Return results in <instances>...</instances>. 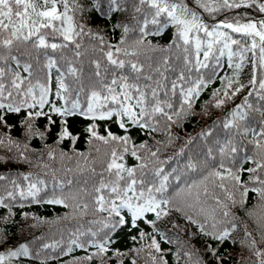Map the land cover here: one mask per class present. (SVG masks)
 <instances>
[{
    "label": "trees",
    "instance_id": "16d2710c",
    "mask_svg": "<svg viewBox=\"0 0 264 264\" xmlns=\"http://www.w3.org/2000/svg\"><path fill=\"white\" fill-rule=\"evenodd\" d=\"M79 2L85 6V10L77 12L76 20L85 26L86 32L90 30L93 34L98 33L107 44L118 45L124 38L123 30L118 25L127 24L132 29L127 34V43L131 44L141 38L139 26L133 20L134 16L137 19L143 17V13L134 11L137 0H117L119 10H113L111 0ZM96 3L100 5L99 11L94 8ZM184 3L197 13L209 30L220 25L222 20L232 22L239 17L241 22H246L249 17L253 19L264 16L246 8L210 12L201 7L197 0H184ZM219 30L228 32L241 42L239 45H232L234 52L239 53L242 45L251 43V37L222 27ZM147 31L154 32L155 26L149 25ZM200 36L205 41L210 39L203 32ZM175 37L176 28L169 24L161 35H148L144 38L145 44L150 42L156 46V50L145 49L143 54L135 58L120 56L125 60L138 59L144 64L139 84L142 87L150 85L149 94L151 88L156 87L154 81H160L157 98L164 102L165 111L169 114L173 110L179 111L182 103L179 89L175 94L171 92V84L177 79L179 72L184 71L191 80L202 79L205 82L199 95L192 100V107L187 114L176 123L168 122L171 123L170 128L165 126L166 118L160 114L154 119L147 118L159 128L158 131L133 125L127 118L125 127L121 128L120 118L117 116L102 120L93 118L87 112L91 91L100 90L101 80L107 83L113 74H130L127 65L124 69H118L107 62L94 35L79 38V56L75 55L77 50L72 44L53 51L34 49L31 42H28L19 51L13 50V55L20 59V66L17 67L12 61H9V65L22 76L28 77L25 87L29 81L33 85L39 83L47 87L49 93L43 109L37 105L34 109H22L19 113H6V124H0V136H10L21 145L19 149L15 146L0 147V157L4 158L0 160V176L5 177L0 179V196L7 197L9 191L15 195V199L5 200L11 207V215L8 208L0 207V231L4 236L0 242V252L7 253L9 249L27 243L31 253L27 257L12 258L5 264H133V261L135 264H153L151 257L159 258L161 255L167 264H196L197 261H201V264H258L259 258L248 244L250 239H255L257 249L264 251L261 229L256 217L247 214L249 211H261V202L256 193L250 191L243 206L230 205V212L236 217L232 223L236 227L231 231L230 237L223 241L203 235L186 217L191 215L193 219L203 222L204 216L216 207L213 194L224 198L222 190L216 186L218 178L209 176L212 171H221L226 175L221 164L238 172L242 182H249V177L254 175L264 177V169L258 168V164L264 163L260 156L264 150L257 145V142L264 143V135H261L264 132V117L261 116V112H264V89L259 87L264 82V65L259 63V50H256L255 55L252 52L245 53L243 66L237 70L235 65L241 63L240 57L233 56L230 60L227 52L220 56L216 49L222 45H216L213 55L205 62L207 67L188 72L180 49L173 47L170 51L159 50L168 48ZM49 42L64 43L59 38H50ZM204 50H207L206 45ZM26 52L30 55L25 54ZM164 57L169 58V65L161 67L164 74L162 78L154 69L161 65ZM49 58L56 61L52 67L47 66ZM189 58L195 64L194 46H190ZM199 59L204 61L203 51ZM97 60L101 65V77L95 75L97 69L94 62ZM25 63L32 64L30 77L23 70ZM70 65L77 69L75 76L67 71ZM148 75L153 77L152 81L144 79ZM253 75L257 81L255 86L250 83ZM61 77L68 90L61 91V95L57 96ZM229 79L233 81L232 88H227ZM5 83L7 84V79ZM240 85L243 87L235 91ZM189 86L192 85L186 81L185 87ZM217 90L219 94L214 97ZM34 91L38 99L40 89L37 87ZM225 91L227 96L224 95ZM61 97H66L67 103ZM12 99L20 102L22 97L14 94ZM149 99L151 100L150 96ZM220 99L225 102L216 107V102ZM4 102L7 103L8 100ZM76 102L79 103V108L72 114L61 116L52 111L53 105L71 108ZM167 103H171L173 109H168ZM241 105L244 107H239ZM107 107L114 108L115 105L109 104ZM236 110L242 112L245 118L232 117L231 114ZM29 111L47 113L30 121L33 131L42 132L43 137L29 135L27 125L23 123ZM229 121L232 124L225 127ZM65 128L70 135L61 138L60 134ZM89 128L93 129L96 136L92 135ZM109 133L129 138V151L123 153L124 159L120 162L125 167L137 168L136 175L145 180L146 186L154 185L158 188L162 178L168 177L164 190L154 191L156 199L170 201L169 204L162 205L167 215L162 212L157 219L155 213H147L133 227L132 216L127 209L120 210L126 221L122 225L117 224L120 217L114 213L98 210L95 204L98 193L95 189L101 181L107 183L115 180L114 173L106 171V165L113 148L117 149L118 154L122 152V142L109 140L105 143L97 139L99 136L107 138ZM141 144H146L147 147L141 149ZM24 145H27V149ZM232 148L236 151L232 152ZM133 150L143 158V162L148 163L146 169L138 168L142 161L131 154ZM150 152H156V157H150ZM49 153H52V158ZM158 168L163 169L159 176L155 175ZM252 168H257V172L250 173L248 169ZM25 176L28 177L27 180L24 179ZM125 177L127 178L126 173ZM125 182L121 181V185ZM30 184H35L39 189L37 195L21 197L20 190L27 193ZM256 186L259 185L248 183L249 188ZM104 195L108 197L107 189L104 190ZM51 200H63L64 203H49ZM193 205L194 207H190ZM201 208L204 209L203 213L200 212ZM216 216L217 219H231V216L222 217L219 209ZM148 221H153L155 226ZM220 227L231 229L230 224ZM246 231L252 234L251 238L246 235ZM141 232L145 234L143 237ZM153 238L159 243L160 252L149 247ZM73 240L76 241L75 244L72 243ZM101 243L105 245L104 252L95 246ZM208 245L215 249V256L208 250ZM118 252L123 255H117ZM187 253H191V258ZM89 256L92 257L91 260L87 259ZM156 264H160L159 259Z\"/></svg>",
    "mask_w": 264,
    "mask_h": 264
},
{
    "label": "snow or ice",
    "instance_id": "6c2138e0",
    "mask_svg": "<svg viewBox=\"0 0 264 264\" xmlns=\"http://www.w3.org/2000/svg\"><path fill=\"white\" fill-rule=\"evenodd\" d=\"M201 7L204 9L215 12L220 9H239L246 8L253 10L255 13L264 14V0H212V6L209 5L208 0H197ZM113 5V10H119V5L117 0H111ZM99 3L94 5V8L99 11ZM147 9V11H146ZM85 6L79 2V0H0V124H6L5 114L6 113H19L22 109H34L37 105L43 109L44 105L48 100L49 90L43 84L33 85L30 81L25 87V81L28 77L21 75L19 71L11 68L9 61L15 63L17 67L20 66V59L18 56L13 55V50L19 51L20 48L28 42H31V47L34 49H51L53 51L63 49L69 44L74 45L75 55L79 56L81 53L78 51L81 44L79 43V38L84 35L93 36L98 41L101 52L103 53L107 62L118 69H124L126 65L130 68V74H113L110 82L100 81L101 88L99 91H91L87 112L91 114L93 118L99 119H111L113 116L120 118V127H125V118L131 124L137 125L141 128H149L152 131H158L157 128L148 117L155 118L157 114L162 115L166 118L165 126L170 128L171 123H176L178 120L186 115L188 110L192 107V100L195 96L199 95V90L204 81L202 79L191 80L186 77L185 72L181 71L178 73L177 79L171 84V92L173 94L179 89L182 96V103L180 104L179 111L173 110L171 114L165 111L164 102L160 101L158 97V89H160V81L156 80L154 83L156 87L151 88L149 94L148 88L150 85H144L143 87L139 84L141 74L144 71V64L140 63L139 60L132 59H121L120 56L124 57H139L147 50H156V46L150 44H145V37L148 35L159 36L162 34V30L168 27L169 24L174 25L176 28V37L168 48H160V51H170L173 47L180 49L184 54V65L188 72L193 71V69H199L207 67L205 63L208 61L209 57L213 55V50L216 45H222L216 51L219 52L220 56L227 55L229 59L233 56H239L241 63L236 64L237 70L241 69L243 66V61L246 59L245 53L252 52L255 55L256 50H259V63L264 65V19H252L248 18L246 22H241V18H234L232 22L223 21L220 25L216 26L212 30H209L208 26L200 21V17L197 13L188 7L184 0H137V4L134 8L136 13H143L141 19H137L135 16L133 20L139 26L140 39L133 41L131 44L127 43L126 37L129 31L132 29L127 24L118 25L123 30L124 38H122L118 45L107 44L104 37L97 34H93L90 30L85 31V26L78 23L76 20L77 12H83ZM163 18V19H162ZM155 26L154 32L147 31L148 26ZM231 29L233 33L242 34L244 36L251 37L250 45L244 44L241 46L239 53L232 50V45H239L241 42L234 39L228 32L220 31V28ZM203 32L204 35L210 39L205 41L201 38L200 33ZM50 38L55 40L57 38L61 39L64 43L49 42ZM258 38V39H257ZM206 45V49L204 47ZM190 46H194V53L196 57L195 64L192 59L189 58ZM107 48V51L104 49ZM114 49V50H113ZM131 49V50H130ZM203 51L204 61L199 59L200 53ZM25 54H29L26 52ZM56 61L54 59H48V67H52ZM95 67L97 71L95 75L101 77V65L100 61H95ZM169 65V58L164 57L162 63L159 67L154 69L155 72L159 73L163 78L164 74L161 72V67ZM24 72L32 75V64L25 63L23 65ZM167 70V68H165ZM67 71L75 76L77 74V69L73 66H69ZM7 79V84L5 80ZM145 80L152 81L153 77L151 75L145 76ZM190 83L192 86L185 87V82ZM250 83L255 86L257 81L255 76L250 80ZM10 85V88H9ZM233 81L229 79L227 88H232ZM40 89L39 98L34 91L35 88ZM243 85L235 91H239ZM261 89H264V82L259 84ZM68 87L64 83V78L61 77L59 82V90L57 91V96L61 95V91L67 92ZM233 92V95L235 94ZM21 96L20 102H16L12 99L13 95ZM219 94V90L214 93V97ZM227 96V91L224 92ZM151 97V100L149 99ZM31 98V102H29ZM65 99L66 97H61ZM8 100L7 103L4 101ZM224 100L220 99L216 102V107H220L224 104ZM245 103H247V98ZM109 104L115 105L114 108L107 107ZM166 107L168 109H173L171 103H167ZM239 107H244L241 105ZM77 108H79V103H73L71 108L63 107L58 108L55 105L52 106V111L63 116L65 114H72ZM107 109V110H104ZM41 115H47L43 111H38L33 113L29 111L27 113V118L23 121L27 125L29 135H39L43 137L42 132L33 131V125L30 123L34 117H39ZM232 117H239L244 119L245 116L242 112L236 110L231 114ZM176 117L174 120L173 117ZM261 116L264 117V112H261ZM171 122V123H168ZM264 122V121H262ZM158 123V122H157ZM232 121L225 124V127H229ZM89 131L93 136L96 133L92 128ZM61 138L70 135L67 128L61 132ZM264 135V132L261 133ZM97 139L108 143L109 140L122 142V152L118 154L117 149L113 148L110 154V160L106 165V171L109 173H114L115 180L105 183L100 182L99 187L95 189L98 195L95 198V204L98 206L99 211H109L114 213L116 216L120 217L117 224L122 225L126 223L123 216L120 214L121 209H127L132 216V226H137L136 222L145 217L147 213H155L157 219L161 217V213L164 215L168 213L164 211L162 205H167L170 203L167 199H156L154 195L155 192H161L164 190L165 182L168 177L164 176L160 182V186L157 188L154 185L152 187L146 186V182L143 179L137 177V168L125 167L123 161V153L129 151L128 137L113 136L109 133V136L103 137L99 136ZM191 141H189L190 143ZM259 148L264 150V143L257 142ZM3 146H15L17 149L21 145L13 140L10 136H0V147ZM27 149V145L23 146ZM146 144L139 145V148H146ZM183 149L181 150V152ZM224 149H221L223 152ZM232 152L236 149L232 148ZM136 157L137 160L142 161L138 168L140 170L146 169L148 163L143 162V158L137 155L136 150L131 153ZM23 155V153H21ZM83 155V154H81ZM150 157H156V152H150ZM261 159L264 160V151L260 153ZM49 157L52 158V153H49ZM26 159V157H24ZM4 159L0 157V160ZM224 168L227 173L223 174L221 171H212L209 176L218 178L219 183L216 185L222 190L223 199L219 196L213 194V199L216 202V207L212 209L210 214L204 216L203 222L193 219L191 215H187V219L191 221L192 224L196 225L199 232L205 236H208L214 240L223 241L224 239L230 237L231 231L236 227L232 223L236 219L230 212L231 206H243L246 202L248 193L254 192L258 195L259 201L261 202L260 212L256 213L254 211H249L247 214L250 217L255 216L257 220L258 227L261 229V243H264V177L260 175H254L249 177V182L254 185H259L256 187H248L249 182H242L241 176L238 172H233L231 168H225L223 164L220 165ZM259 169H264V163L258 164ZM163 169H156L155 175L159 176ZM250 173H256L257 168L248 169ZM127 174V178L125 177ZM0 179H5L4 176H0ZM24 179H28L27 176ZM121 181H126L122 186ZM15 184V181L12 182ZM108 190V197L104 195V190ZM39 189L35 184H30L27 193L20 190L19 195L21 197L27 198L28 196L35 197ZM205 195H207V189H205ZM6 199L13 200L15 195L12 191L7 193V197L0 196V207H5L9 209V215H11L10 205L5 203ZM49 203H64L63 200H51ZM87 208V205H84ZM190 207H194L190 206ZM219 209L222 217L227 218L231 216L230 220L217 219L216 212ZM179 210V209H178ZM200 212L203 213L204 209L201 208ZM148 223L153 224V221H148ZM230 224L229 227L221 228L220 225ZM116 227V225H113ZM95 235V234H93ZM141 237L145 234L140 233ZM246 235L251 238L252 234L246 231ZM4 239L3 232L0 231V242ZM135 239V237H133ZM73 244L76 243L75 240L72 241ZM101 252L106 251L105 245L103 243L95 245ZM248 246L254 251L256 257H258V264H264V251L257 249V241L255 239H250ZM49 247V245H45ZM83 247V245H80ZM150 248H154L156 252H160V245L155 240L152 239V243L149 245ZM208 250L213 256L216 255L215 249L208 245ZM71 249H69V252ZM30 249L27 243L21 244L18 248L9 249L7 253L0 252V264H5L6 261H11L15 257H27L30 256ZM117 255H123V253H117ZM186 255L191 258V253ZM179 257V253H177ZM91 256L87 259L91 260ZM153 264H156L157 259H159L160 264H167L161 255L159 258L152 256ZM122 264V262H121ZM135 264V261H133ZM196 264H201V261H197Z\"/></svg>",
    "mask_w": 264,
    "mask_h": 264
},
{
    "label": "rangeland",
    "instance_id": "374dc122",
    "mask_svg": "<svg viewBox=\"0 0 264 264\" xmlns=\"http://www.w3.org/2000/svg\"><path fill=\"white\" fill-rule=\"evenodd\" d=\"M208 3H209L210 6H212V0H208ZM253 19H264V16H261V17H255V18H253ZM222 22H223V20H222Z\"/></svg>",
    "mask_w": 264,
    "mask_h": 264
}]
</instances>
